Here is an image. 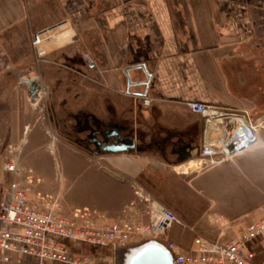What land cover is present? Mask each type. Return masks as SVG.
<instances>
[{
	"label": "crops",
	"instance_id": "1",
	"mask_svg": "<svg viewBox=\"0 0 264 264\" xmlns=\"http://www.w3.org/2000/svg\"><path fill=\"white\" fill-rule=\"evenodd\" d=\"M54 27L36 50L33 34ZM36 55L47 57L39 67L46 77L39 100L32 102L28 88L26 96L13 91L0 98V189L15 179L4 169L3 153L24 152L28 197L40 210L55 207L70 217L87 212L97 225L148 224L147 205L136 194L160 204L147 187L151 179L159 182L155 175L170 178L174 194L175 167L186 163L185 151L193 157L210 135L188 103L240 113L257 134L264 129V0H0V72L12 77L24 66L32 72ZM68 77H81V86L53 94L55 87L65 89ZM137 93L146 94L148 106ZM43 102L59 129L95 119L122 128L124 138L134 137L135 150L90 154L73 130L58 133L48 147L44 116L34 110ZM52 154L69 160L66 174H51ZM219 160L201 184L203 200L218 206L219 239L226 242L264 220V139L257 149ZM185 182L179 193L194 205V179ZM180 226L167 234L189 255L195 238L182 242L190 233ZM131 252L119 247L111 262L126 264Z\"/></svg>",
	"mask_w": 264,
	"mask_h": 264
},
{
	"label": "built area",
	"instance_id": "2",
	"mask_svg": "<svg viewBox=\"0 0 264 264\" xmlns=\"http://www.w3.org/2000/svg\"><path fill=\"white\" fill-rule=\"evenodd\" d=\"M50 31L33 34L32 44L36 49L41 43L40 37ZM27 80L32 81V78ZM187 106L206 120L211 115L220 117L211 106L202 103H188ZM228 118L242 119L246 123L242 116ZM246 125L252 132L238 123L234 134L221 148L214 147L206 136V144L200 150L202 160L205 159L203 166L215 164L217 155H221L222 160L230 159L256 149L259 142L256 127ZM4 169L14 174L15 179L8 187L0 189L4 198L0 202V264H86L88 257L83 254L82 245L117 248L120 245L117 243L146 233L152 239L142 240L163 245L172 254L175 264H264V257L258 261L259 255H264V220L250 225L241 237L231 241L209 243L197 238L194 249L185 255L165 238L174 224H179L177 216L157 203H153L147 213L150 220L145 226L120 222L97 225L87 212L70 217L59 214L55 207L40 210L28 197L30 187L25 183H30L31 176H23L25 170L20 162L13 160Z\"/></svg>",
	"mask_w": 264,
	"mask_h": 264
},
{
	"label": "rangeland",
	"instance_id": "3",
	"mask_svg": "<svg viewBox=\"0 0 264 264\" xmlns=\"http://www.w3.org/2000/svg\"><path fill=\"white\" fill-rule=\"evenodd\" d=\"M55 28L56 27H54L50 30H53ZM46 40H47V38H46ZM49 41L50 40L48 39L47 42H49ZM46 59H47V57H41L39 55L38 56L36 55V58L34 61L36 69H34V71H32V72H26L25 66L23 68L19 69V72L15 73V75L12 77H8L6 75V72L1 71L0 72V98L6 97L7 95L10 94V92H13V91H16V93H19V94H22L23 96H26V90L28 88V85L25 82V80H27V79H31V78L36 79L40 86L45 85L46 77H43L42 72H40L39 67H40V64L44 63V61ZM7 62H8V60H7ZM80 78L79 77L76 79L72 78V77L66 78L67 82H66L65 89L63 87L61 89L55 87L53 94H55L56 92L59 93L60 91L64 94H69V92H71L73 88H76V87L79 88L81 86V82L79 81ZM52 84L54 86H56V85H58V82L56 83V80L54 81V79H53ZM84 94H85V91H83V95ZM148 105H146V106H148ZM208 106H210V105H208ZM211 107L213 108L212 109L213 112H219V114H217V115H219L220 117H222V116L223 117L240 116V113H237V112H228V111H224L221 109H217L213 106H211ZM187 108H188V106H187ZM34 110H35V116L36 117L39 114L41 116H44L43 122L47 126L48 135L50 137V145L48 147L51 148V145L53 144V142H56V139H58V137H59L58 133H60L64 136V132H65V130H67V128L57 129L54 126L53 122L49 119V117H51L50 105L47 104L46 102H43L40 107H36ZM195 114H197V113H195ZM198 115H200L204 118L203 123L206 126V124H207L206 118L202 114H198ZM237 128H238V123L237 122H231V120L228 119V121H226V123L224 125H220L219 127H216L214 129V131H212V134L209 135L208 140L213 139V142H211V144L214 147L221 148L229 140V137L232 134H234V132L236 131ZM71 130L72 129L69 130V128H68L67 131H71ZM263 130L264 129L258 130L260 133L257 134L258 140H259L257 148L262 146L264 137H263L261 131L263 132ZM203 138H204V140H203L204 142L203 141L201 142V145H200L201 148L206 144V136L205 137L203 136ZM8 149H9V147H8ZM51 152L54 153V150H52ZM24 155H25V153L21 152V151L11 152L10 150H8L7 152L3 153L2 163L7 164L13 160H17L20 162V165L23 166L24 165V159H25ZM240 155H242V154H240ZM219 157H222V156L217 155L216 157H214V160H216L215 164H211L207 167L201 166L200 168L197 169V167L195 166V163L193 162V159L194 160H202L203 159L201 157L200 151H197L194 153L193 157L184 161L186 163L185 164L182 163L183 164L182 166L179 167V166L175 165L177 167H175V172H174V194H172L171 190H170L171 189V182H172L170 178L164 179L163 176L161 177L159 175L158 176L155 175L154 178H158L159 182L153 183V181L151 179V182L148 183V185H147L148 189L155 196V199H157L160 202V204H162L161 206L172 211L177 216V218L179 220V225H181L180 227L185 229V231H188L190 233V237H187V239H182V242H191L193 240V236L195 239L202 238L209 243H216V242L222 243V242H224L223 240L219 239V237L221 235L220 228H221V224L223 222L219 219V215L215 212V210L218 209V206L212 204L209 200H203L204 194H203V186L201 184L203 177H205V175L207 176V175L217 171V169L219 167V163L221 161V160H219ZM49 160L51 161V165H52V168L50 170L52 175L57 176V174L61 173V172H65V174L67 173L68 166H69L67 164V162H69V160H67L65 157H63L62 155L52 154L49 157ZM174 164H177L176 159L174 161ZM4 168H5V165H4ZM183 175H187V176H185L187 178L184 177V179H182ZM166 176L168 177V174ZM261 178L262 177H260V179ZM8 179H10V177H8ZM186 179H187V181L188 180L191 181L194 179L193 186L195 187L196 192H197L196 198H198L195 201L194 205L193 204L188 205L187 200H186V194L179 193V190H178V187H182L184 185V183L186 184V182H185ZM182 180H184L183 181L184 183L182 182ZM262 193L263 192L260 191L259 204L264 203V198H261ZM136 195L138 197H140V200H142L145 205H147L148 212L151 211L153 203L157 202V201H154L153 199H144L145 196H142L139 194H136ZM199 198H200V200H199ZM229 202H230L229 203L230 207L231 208L234 207L233 204L235 203V201L233 200V201H229ZM208 212L211 213L212 215L211 216L205 215V213H208ZM145 225H147V224H135V226H145ZM204 227L206 230L214 231V232H208L205 234L204 232L199 231V229L202 230ZM171 229H174V226ZM189 229H191V231ZM135 237L136 236H134V238ZM150 237H152V236L150 234L148 235L147 233L145 235H138V237H136L135 239L131 240V238H130V239H126L125 241H122L120 243H117V244H120L117 248L97 247V246H92V245H89V246L82 245V252L84 255H86L88 257V262L86 264H90V263L94 262L93 258H96L97 260L99 258L98 264H113L114 262L113 261L111 262V258L114 255V252L116 251V249H118L119 247H129L130 251L133 252L134 249H136L137 247H139V246H141L147 242H150V241H148V240L143 241V242H140L139 244L134 245V246H130V244H133V242H138V241H140L142 239H146V238L152 239ZM172 237H174V233H173ZM165 238L168 240V242L175 244L173 241L174 239L171 240V238H169L168 234L165 236Z\"/></svg>",
	"mask_w": 264,
	"mask_h": 264
},
{
	"label": "water",
	"instance_id": "4",
	"mask_svg": "<svg viewBox=\"0 0 264 264\" xmlns=\"http://www.w3.org/2000/svg\"><path fill=\"white\" fill-rule=\"evenodd\" d=\"M130 86L131 83L129 82L128 87ZM40 91V85L32 81L28 86V95L32 102L36 103L38 101ZM137 96L145 97L146 94L137 93ZM261 122H264V119ZM99 126L100 122L98 123ZM122 131L123 129L120 127H109L105 132L99 134L100 139L94 138V142L102 151L109 153H125L135 150V138H124ZM232 148L233 145L230 146V149ZM184 155V159L188 160L190 153L185 151ZM126 264H175V262L172 254L163 245L150 241L134 249L129 255Z\"/></svg>",
	"mask_w": 264,
	"mask_h": 264
},
{
	"label": "flooded vegetation",
	"instance_id": "5",
	"mask_svg": "<svg viewBox=\"0 0 264 264\" xmlns=\"http://www.w3.org/2000/svg\"><path fill=\"white\" fill-rule=\"evenodd\" d=\"M60 121H57L55 127L59 129L61 127V124H59ZM98 121L95 119L91 120H85V122L82 124L81 127L77 126L73 127L72 135L73 138L77 141H79L86 151L90 154H99V153H107L105 151H102L98 145L94 142V138L97 137V139H100L99 134L102 132H105L109 126L103 125L100 123V126L98 127ZM128 130V129H127ZM127 130H125L127 132ZM66 131V130H65ZM81 131V133H80ZM80 134H84L85 136L80 137ZM113 141V140H112ZM111 141V142H112Z\"/></svg>",
	"mask_w": 264,
	"mask_h": 264
},
{
	"label": "bare ground",
	"instance_id": "6",
	"mask_svg": "<svg viewBox=\"0 0 264 264\" xmlns=\"http://www.w3.org/2000/svg\"><path fill=\"white\" fill-rule=\"evenodd\" d=\"M31 82H32L31 80H27L26 81V83H27L28 86L30 85ZM38 100H39V98H38ZM228 119H230L231 122H237L241 126L243 125L247 129V131L252 132V131H250L251 130L250 126L249 125H246V123H244V121L242 119H238V118H228V117H218V116L213 117L211 115L206 120L207 121V126L209 127L208 128L209 129V133L212 134V131H214V129L216 127H219L220 125H224L226 123V121H228ZM210 142H213V139H211ZM193 162L195 163V166L197 167V169L200 168L201 166H203L204 163H205L204 160H194V159H193Z\"/></svg>",
	"mask_w": 264,
	"mask_h": 264
}]
</instances>
